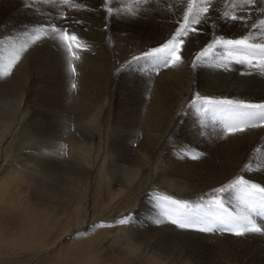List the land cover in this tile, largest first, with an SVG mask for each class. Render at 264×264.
I'll return each mask as SVG.
<instances>
[{"label": "bare ground", "instance_id": "6f19581e", "mask_svg": "<svg viewBox=\"0 0 264 264\" xmlns=\"http://www.w3.org/2000/svg\"><path fill=\"white\" fill-rule=\"evenodd\" d=\"M92 7L84 11L91 17L85 28L92 32L76 25L87 45L74 48L80 56L73 60L76 74L68 69L66 51L43 47L47 52L40 53L38 47L39 54L29 42L23 51V44L0 45V66L13 48L20 54L11 74L0 78V264H264V236L155 224L161 209L153 201L156 191L187 200L208 194L234 178L256 149H264V127L229 134L211 113L191 107L181 113L194 84L217 99L264 101V77L242 75L246 66L233 63L225 71L214 66L219 58L191 66L212 32L239 38L248 29L221 19L213 29V19L229 10L225 1L214 0L218 10L208 27L187 39L184 64L145 73L139 65L135 72L126 70L128 79L115 82L112 68L125 64L134 49L127 47L128 36L117 37L110 55L102 30L108 20L97 18ZM137 9L123 15L129 19ZM117 19L112 30L126 21ZM140 24L148 25L142 20L134 30ZM42 63L47 70L62 68L66 80L56 82V92L40 96L61 111L56 129L37 113L42 103L36 101L37 79L44 68L36 64ZM34 66L37 75L28 73ZM248 178L264 185V173ZM237 201L233 197L225 206L238 211ZM125 217L128 222L119 224ZM255 239L260 245L252 255Z\"/></svg>", "mask_w": 264, "mask_h": 264}, {"label": "snow or ice", "instance_id": "6c2138e0", "mask_svg": "<svg viewBox=\"0 0 264 264\" xmlns=\"http://www.w3.org/2000/svg\"><path fill=\"white\" fill-rule=\"evenodd\" d=\"M140 3H148L149 0H139ZM41 3L59 4L65 6L55 17H42L31 29H25L24 35L31 44H39L50 41L57 50L66 51L68 54V69L76 74L73 60H79L80 56L74 48L87 45L78 36L77 29L73 25H84L86 22L74 18L68 12L69 9L80 11L86 8L77 0H26L25 6L34 8ZM121 0H103V9L108 16H113L121 11L118 6ZM229 10H225L222 17L213 19L212 28L218 27L217 19L224 22L233 21L248 29L247 33L239 38H227L223 35L211 33L212 38L196 54L191 61L193 69L206 65L210 61L219 58L222 62L215 67L231 70V65L246 66L247 71L242 75H259L264 77V0H225ZM172 5H169L171 10ZM218 10L214 7V0H187L186 8L175 22L178 25L169 37L157 47L144 52L141 56H133L128 66L133 63L139 65L141 61L157 70L160 67H179L185 63V45L190 34H203L208 27L209 19ZM257 13H260L257 16ZM136 15V13H132ZM253 17H256L255 19ZM29 43L21 47L26 50ZM222 50V51H220ZM20 60L19 52L13 48V54L8 63L0 66V78L8 77L12 68ZM72 88L76 87L72 83ZM189 107L202 114L211 113L216 118L221 113L229 134L244 132L248 128L264 127V101L252 102L243 99H213L201 97L198 93L190 102ZM257 155L252 157L241 169V174L236 175L228 183L212 189L217 195L199 198L200 202L174 199L170 195L157 194L154 199L161 209L155 223L165 221L182 230H194L201 233H228L236 237L248 235L264 236V185L248 178L249 173H264V149H256ZM198 159V156H193ZM223 194V195H220ZM235 198L239 201L238 211L229 210L225 206L226 200ZM128 217L118 221L126 224Z\"/></svg>", "mask_w": 264, "mask_h": 264}, {"label": "rangeland", "instance_id": "374dc122", "mask_svg": "<svg viewBox=\"0 0 264 264\" xmlns=\"http://www.w3.org/2000/svg\"><path fill=\"white\" fill-rule=\"evenodd\" d=\"M222 1H225V0H222ZM77 2L83 3L84 5H86L85 9H87L88 7H92V6L95 7L96 6L95 8H97V9L93 12V13H96L95 16L98 15L99 17H97V18H104V15H105V17L107 18V20H108L107 24L108 25H106V27L103 26L102 30L106 34L105 42L108 45V47H110L109 48V50L111 52L110 55L113 53L112 48L115 44V39H118L117 37H119V39L122 40L121 39L122 37L128 36L126 42H129L128 41L129 39L131 40V42H130L131 45L127 46V47L131 48V50L134 49V50H132V52H133L132 55H130L131 57L129 59H127V62L125 64H123L122 66H120L119 68L113 67L111 70L112 73L114 72L112 75V77H113L112 79L115 82L122 79V76H124L122 80H124L125 78L128 79V76H129L128 73L135 72V69L137 67H139V65H141L142 68L145 67V69L146 68L156 69L154 66H149V65L145 64L144 61H141L139 65L133 63V67H129L128 64H129V61L132 60L133 56H135V55L141 56L144 52H147L150 49L157 47L160 44H162L163 42H165V40L169 37V35L172 33V31L175 29V27L178 26L175 21L180 18V16L182 15V10L184 8H186V4H187V0H149L148 3H140L139 0H121V3L118 5L119 7L121 5H123L121 7V11L117 14H114L113 16H108L106 11L103 9V0H77ZM88 2H89V4H88ZM91 2L95 3V4H92ZM25 3H26V0H0V45H9L10 43H13V44H16V43L24 44L25 42L28 43V38L23 34L24 30L26 28L31 29V27L35 23L40 21L42 17H55V16H58L61 11L65 10V6L59 5V4L41 3V5L38 4L34 8H29V7L25 6ZM87 5H89V6H87ZM169 5H172L171 10H169ZM93 7H92V9H94ZM135 7H138L137 11L135 12L136 15H129V19H126L127 17H125L123 15V13L129 12V11H131V9H134ZM85 9H82L80 11H76L75 9H69L68 12L70 13V15L72 17L77 18V19L83 18V16L85 15L83 20L85 22H87L88 20L91 19V17H89L88 15H86L84 13ZM115 19H117L118 21L124 20V19L126 20V21L124 20L125 22L121 24V27H122L121 30L120 29L117 30L116 28H115L116 31H115V29L112 30L111 22L113 23V20H115ZM142 20H143V22H146L148 25L145 24L146 26H144V24H140L138 26V29L134 30V28ZM85 24L80 25L81 26L80 29L85 30L87 33L89 31L92 32V30H90L89 26L87 28H85ZM73 27L76 28V25H73ZM140 30L141 31L143 30V32H141ZM78 31L79 30L77 29V32ZM113 31L117 32L116 33L117 36H115V33ZM14 39L17 42H15ZM157 41H159L160 44L157 45L156 44ZM140 42H142V43H140ZM190 43H192V42L190 41ZM139 44L144 45V46H141ZM190 45H192V44H190ZM33 46H34L33 48H35L36 50L39 47L40 50L39 49L38 50L40 51V53L47 52V51L43 50V47L54 48L50 41L44 42V43H39V44H33ZM38 50L36 51L37 53H39ZM52 50L56 51V49H52ZM137 52H139V53H137ZM135 53H137V54H135ZM113 55H114V53H113ZM114 59L112 60L113 62H115ZM45 64H47V61L45 62ZM45 64L44 63H42L41 65L36 64V67L43 66V68H44L43 71H45V72L42 71L38 77L40 79L39 80L37 79V81L39 82L38 85H40V86H38V89H39L38 96L39 97H37L36 101H38L39 99H40V101L42 100L40 98V96L42 94L45 95V93L47 94L50 92L51 93L56 92L57 88H58L56 85V82H58V80L66 81L65 77L63 75L62 68L61 69L58 68V70H56V68H54L55 69L54 71L62 76V78L57 79L58 75L55 74V72L52 71L51 69L47 70V67ZM36 67L35 66L33 68L28 67V73H32L35 75L36 72L33 69H37ZM162 68H165V67H160V68H158V70H162ZM126 70H128L127 71L128 73H126ZM146 71H147V69L144 70L143 73H145ZM133 78L141 79V73H135ZM40 87L42 88L43 91H40ZM113 87H115V83H114ZM197 93L201 97H208V98L217 99L213 96H207L205 94L200 93L197 86L194 84L192 86V92H191L192 95L190 94V97L187 98V100H186L187 104H186L185 108L182 109L181 113L185 112L186 110H188V108H190L189 107L190 102L194 99L195 94H197ZM218 99H220V98H218ZM223 99H227V98H223ZM36 106H37V113L39 114L38 117H40L41 119H43L45 121L47 127L50 126L49 128H55V129L57 127H59V125L62 122V120H61L62 115L59 116L61 114V111L58 110V107H56V106H54L51 103H48L46 101H43L42 103H39ZM113 107H114V105H113ZM111 109H113V108H111ZM111 111H113V110H111ZM216 117L217 118L214 121L216 123V126L217 127L218 126L225 127V123L223 121L224 119L222 117V114H218ZM55 123H56V126H55ZM58 123H59V125H58ZM248 155L249 154H247V156ZM238 174H241V170L237 173V175ZM57 186H58V183H57ZM57 188L59 189V187H57ZM155 193L157 195V193L159 194L160 192L156 191ZM163 194H165V193H163ZM208 194L212 195V196L217 195V193H214V192H210ZM220 195H223V194H220ZM202 196H204V199L208 198L207 195L203 194ZM172 197L174 199L179 198L178 196L177 197L172 196ZM200 197H201V195L196 197L195 199H190V200L188 199V201L193 202V203L200 202L199 201ZM179 199L180 200H187V198H179ZM153 201L155 202V205H156L155 199ZM156 208L158 209L159 207L156 205ZM227 208H229V207H227ZM230 208H232V207H230ZM136 209L137 208H135L134 210H136ZM132 213H134V211ZM165 222H168V221H165ZM168 223L171 224L170 222H168ZM155 224H157V223H155ZM215 234H223V233H215ZM224 234H228V233H224ZM253 242H254V244H253ZM250 243L252 244V247H251L252 253H250V254L253 255L255 250H253L252 248L258 247L260 245L259 244L260 242L258 241V239H255L253 241L251 240Z\"/></svg>", "mask_w": 264, "mask_h": 264}]
</instances>
